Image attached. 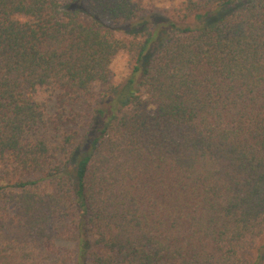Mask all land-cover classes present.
<instances>
[{"label": "trees", "instance_id": "trees-1", "mask_svg": "<svg viewBox=\"0 0 264 264\" xmlns=\"http://www.w3.org/2000/svg\"><path fill=\"white\" fill-rule=\"evenodd\" d=\"M180 2L0 0V264H264V0Z\"/></svg>", "mask_w": 264, "mask_h": 264}, {"label": "rangeland", "instance_id": "rangeland-1", "mask_svg": "<svg viewBox=\"0 0 264 264\" xmlns=\"http://www.w3.org/2000/svg\"><path fill=\"white\" fill-rule=\"evenodd\" d=\"M148 2L150 3V6H153V10L168 13L174 19L180 20L179 13L181 12L182 7L180 0H148ZM163 35L165 36V32H163ZM128 57L129 56L126 52H120L113 60L112 76L115 80L125 78L128 75L130 71ZM96 89L100 90L102 87L97 86Z\"/></svg>", "mask_w": 264, "mask_h": 264}]
</instances>
